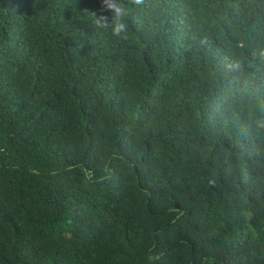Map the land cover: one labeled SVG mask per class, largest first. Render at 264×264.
<instances>
[{
	"label": "trees",
	"instance_id": "obj_1",
	"mask_svg": "<svg viewBox=\"0 0 264 264\" xmlns=\"http://www.w3.org/2000/svg\"><path fill=\"white\" fill-rule=\"evenodd\" d=\"M0 0V264H264V0Z\"/></svg>",
	"mask_w": 264,
	"mask_h": 264
},
{
	"label": "clouds",
	"instance_id": "obj_2",
	"mask_svg": "<svg viewBox=\"0 0 264 264\" xmlns=\"http://www.w3.org/2000/svg\"><path fill=\"white\" fill-rule=\"evenodd\" d=\"M137 4L141 0H135ZM101 4L105 12H110L111 17L101 14L97 15L92 12V20L99 29L110 30L111 34L117 38H123L127 33V24L125 17L128 15V9L124 4V0H101Z\"/></svg>",
	"mask_w": 264,
	"mask_h": 264
}]
</instances>
